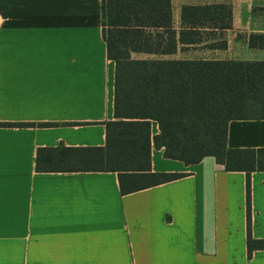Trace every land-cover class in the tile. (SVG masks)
<instances>
[{
	"label": "crops",
	"instance_id": "crops-1",
	"mask_svg": "<svg viewBox=\"0 0 264 264\" xmlns=\"http://www.w3.org/2000/svg\"><path fill=\"white\" fill-rule=\"evenodd\" d=\"M101 3L0 0V124H34L0 126V264H264V249L247 256L246 175L212 157L187 166L153 147L151 172L183 176L126 195L115 172L36 170L39 149L105 146L115 65ZM212 4L232 22L210 60L264 61L246 42L264 34V1L171 0L173 29L183 6ZM226 143L264 149V119L229 121ZM250 207L264 240V172L250 175Z\"/></svg>",
	"mask_w": 264,
	"mask_h": 264
},
{
	"label": "trees",
	"instance_id": "trees-1",
	"mask_svg": "<svg viewBox=\"0 0 264 264\" xmlns=\"http://www.w3.org/2000/svg\"><path fill=\"white\" fill-rule=\"evenodd\" d=\"M253 12L264 16V7ZM231 22L230 5L183 6L176 32L171 0H102V37L115 65L114 119L106 123L105 146L39 149L36 170L115 172L126 195L183 176L151 172L153 147L187 166L212 157L227 172L245 173L247 256L264 249V240L250 235V175L264 172V149L226 143L229 121L264 119V61L170 58L204 44L226 49L223 33ZM246 42L264 50V34H250ZM152 122L159 130L154 136Z\"/></svg>",
	"mask_w": 264,
	"mask_h": 264
},
{
	"label": "rangeland",
	"instance_id": "rangeland-1",
	"mask_svg": "<svg viewBox=\"0 0 264 264\" xmlns=\"http://www.w3.org/2000/svg\"><path fill=\"white\" fill-rule=\"evenodd\" d=\"M180 54V53H179ZM184 58H194V59H210L212 54L210 49H208L205 44L195 46L193 48H188L184 53L180 54Z\"/></svg>",
	"mask_w": 264,
	"mask_h": 264
}]
</instances>
